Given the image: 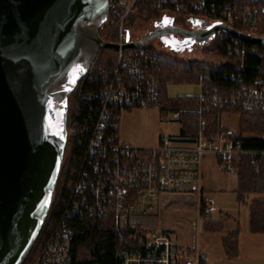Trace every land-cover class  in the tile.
Returning a JSON list of instances; mask_svg holds the SVG:
<instances>
[{
	"label": "built area",
	"instance_id": "obj_1",
	"mask_svg": "<svg viewBox=\"0 0 264 264\" xmlns=\"http://www.w3.org/2000/svg\"><path fill=\"white\" fill-rule=\"evenodd\" d=\"M151 9H159L160 18L173 20V25L182 18L183 22L174 26L185 29L197 22L206 27L222 22L264 37V0H230L223 5L207 0H109L108 25L120 44L116 49L117 66L106 85L82 92L81 109L88 104L89 110L67 133L84 151L83 164L76 172L63 213L32 264H72L77 243L69 219L75 216L110 217L118 231L133 225L144 227L136 218L150 215L156 200L164 196L193 193L199 201L205 200V155L215 156L218 164L236 173L231 164L233 157L255 153L245 149L231 129L207 134L204 114L211 106L243 104L264 109V50L250 49L245 41L223 30L207 40L196 41L189 50L192 60L209 65L198 75L199 120L195 133L162 136L154 147H137L120 139L119 117L123 110L163 106L159 72L164 51L152 46L151 41L134 48L122 47L139 40L133 38L129 22ZM204 52L215 56L207 58ZM248 55L261 59L252 77L242 74ZM185 112L173 116L182 118ZM186 127L191 129L190 124ZM212 210L210 205L205 212ZM146 229L147 236L140 245L118 252L117 264H208L196 246L180 247L168 230ZM119 236L124 240L122 233Z\"/></svg>",
	"mask_w": 264,
	"mask_h": 264
},
{
	"label": "water",
	"instance_id": "obj_2",
	"mask_svg": "<svg viewBox=\"0 0 264 264\" xmlns=\"http://www.w3.org/2000/svg\"><path fill=\"white\" fill-rule=\"evenodd\" d=\"M108 9L109 0H0V264L22 263L48 215L68 140L67 94L101 49L120 47L97 33ZM218 30L264 47L263 36L222 22L203 32L169 24L122 47L165 34L204 41Z\"/></svg>",
	"mask_w": 264,
	"mask_h": 264
},
{
	"label": "trees",
	"instance_id": "obj_3",
	"mask_svg": "<svg viewBox=\"0 0 264 264\" xmlns=\"http://www.w3.org/2000/svg\"><path fill=\"white\" fill-rule=\"evenodd\" d=\"M229 1L207 0L208 3H216L218 5H223ZM160 17L161 12L159 9H152L149 14L143 16L146 21L158 20ZM172 21L171 24L173 23ZM182 22L181 18L180 20H176L174 25H179ZM107 30V34L111 32V28ZM240 30L248 32L244 28H240ZM115 38L116 34L114 33L113 40ZM247 46L250 49L257 48L259 51L264 50L263 46L256 44L247 43ZM211 52H215V50L211 49ZM117 62L118 51L116 49L104 48L98 53L85 79L81 82L79 94L73 97L70 108L67 111V130L75 126L82 114L89 110L88 104L84 105L81 109L83 90L95 89L106 85L113 75ZM260 63L261 59L258 56L248 55L242 74L252 77L256 67ZM208 66V63L205 61L178 60L164 52L159 72L163 104L171 102L166 93V88L169 84L197 85L200 71ZM179 101L183 104L184 111H186L181 118L183 127L180 133L181 135L193 134L199 120L197 98L196 96L179 97ZM230 114H236L239 118L236 138L241 141L245 149L255 152L254 154L235 156L231 160L238 180L234 193L239 204H247L248 206L250 232L264 234V109L243 104L222 107L211 106L204 114L208 122L207 134L217 135L222 131L230 129L222 121L224 115ZM188 124H190L191 129H187L186 126ZM66 148H69L68 156L62 162L48 215L21 264H32L36 261L68 203L76 172L83 164L85 153L75 145L74 140L70 136L68 137ZM218 161L221 163L220 158H218ZM250 195H258V197L253 198L247 203ZM208 207L209 203L203 200L201 210L205 220L204 231L209 233H225L224 223L213 220L212 213L207 214L205 212V209ZM226 218H231V216L227 214ZM69 224L75 228V241L77 243L76 258L72 264H117L118 252L140 245L148 233V230L140 225L128 226L118 231L110 217L107 216H82L79 218L75 216L69 219ZM120 233L124 235V240L119 239ZM240 234V222L236 219V228L233 231L225 233L221 241L224 255L228 259L236 258L240 253Z\"/></svg>",
	"mask_w": 264,
	"mask_h": 264
},
{
	"label": "rangeland",
	"instance_id": "obj_4",
	"mask_svg": "<svg viewBox=\"0 0 264 264\" xmlns=\"http://www.w3.org/2000/svg\"><path fill=\"white\" fill-rule=\"evenodd\" d=\"M143 16L134 17L128 24L135 39L144 38L154 28L155 20L146 21ZM107 29H110L109 25L102 32L107 33ZM150 44L158 47L172 58L190 61L193 59V55L189 53V50L196 42L184 39L172 44H165V39L158 37L153 39ZM210 53H205L207 58L215 56ZM199 91V87L195 84H169L166 88V93L171 99L169 104H163L160 109L132 108L123 110L119 117L121 140L137 147H154L159 144L162 136L179 137L183 127L181 117L176 119L173 116L175 112L184 110L179 97H195ZM222 121L232 131L238 132L239 118L236 114L224 115ZM67 131L69 132V130ZM68 151L69 148H66L63 161L66 160ZM202 169L205 179L203 182L207 188L203 195L207 194V197L210 198L209 206L211 205L213 208V220L224 221L226 231L235 228L236 219L240 222L241 259L243 261L227 259L221 246V234H209L204 231L205 220L201 210L203 200L199 201V197L193 193H174L164 196L161 200H156L150 215L136 219L145 228L168 230L179 246L190 245L193 242H195L194 247L197 246L196 243L201 244L209 264H249L247 258H255L264 254V235H254L249 230L248 206L239 204L234 193L238 183L237 174L227 171L218 164L215 156L210 154L205 155ZM255 197L258 195H250L247 203ZM209 201L207 202L210 203ZM227 214L232 218H226ZM193 222H196V225H193Z\"/></svg>",
	"mask_w": 264,
	"mask_h": 264
},
{
	"label": "flooded vegetation",
	"instance_id": "obj_5",
	"mask_svg": "<svg viewBox=\"0 0 264 264\" xmlns=\"http://www.w3.org/2000/svg\"><path fill=\"white\" fill-rule=\"evenodd\" d=\"M167 18L166 17H163V18H160L158 20H155L154 21V28L153 30L151 31H154L156 29H159V28H164V27H167L169 24H171V21L167 19V21H170V23H165V20ZM173 25V24H171ZM174 26V25H173ZM106 27H108V19H106L102 24H100L96 29H97V33L99 34V36L104 40V41H110V42H115V40H113V36H114V33L113 35H111V32L110 33H105V32H102L103 29H106ZM207 28L209 27H206V26H203L201 22H199L198 24H195L194 26H191L189 28V30L191 31H194V32H203L205 31ZM106 31V30H105ZM150 31V32H151ZM149 32V33H150ZM148 33V34H149ZM147 34V35H148ZM112 38V39H110ZM161 38L165 39V44H172L176 41H181V40H184V39H188V37L184 36V35H181V34H165L163 36H161ZM101 51V50H100ZM99 51V52H100ZM95 61V58L93 59L92 63L90 64L89 68L86 70L85 74L77 81V83L75 84L73 90H71V92H69L67 94V108L69 110L70 108V105L72 103V99L73 97H75L76 95L79 94L80 92V89H81V82L85 79L89 69L91 68V66L93 65ZM67 110V111H68Z\"/></svg>",
	"mask_w": 264,
	"mask_h": 264
},
{
	"label": "crops",
	"instance_id": "obj_6",
	"mask_svg": "<svg viewBox=\"0 0 264 264\" xmlns=\"http://www.w3.org/2000/svg\"><path fill=\"white\" fill-rule=\"evenodd\" d=\"M120 126V125H119ZM119 135H120V127H119ZM121 139V138H120ZM203 180H205L204 179V176H203ZM202 185H203V193L205 192V190L207 189L206 188V186L204 185V182L202 181ZM203 196H205V195H203ZM204 199H205V201H209L210 200V198L209 197H207V194H206V196L204 197ZM210 203L209 204H211V201H209ZM232 218V217H231ZM217 221H219V220H217ZM221 222H223L224 223V221H222L221 220ZM235 228H236V223H235ZM235 228H233V229H231V230H229V231H226L225 230V227H224V231H225V233H227V232H230V231H233ZM207 233H209V232H207ZM225 233H209V234H221V241H222V237L224 236V234ZM254 234V233H253ZM254 235H264V234H254ZM241 239H242V237H241V234H240V243H239V247H240V253H239V255H238V257H236V258H234V259H241V256H242V249H241ZM195 242H193L192 244H183V245H180V247H184V248H192V247H194V244ZM197 244V249H199L201 252H203L204 254H205V258H206V262L209 264V262H208V259H207V256H206V253H205V251L203 250V248H202V246H201V244H199V243H196ZM221 246H222V243H221ZM223 250V249H222ZM223 254H224V252H223ZM226 257V256H225ZM227 258V257H226ZM228 259V258H227ZM248 260V262H249V264H262V262H264V254L263 255H260V256H258V257H255V258H247ZM242 260V259H241ZM243 261V260H242ZM242 263V262H241ZM243 264V263H242Z\"/></svg>",
	"mask_w": 264,
	"mask_h": 264
},
{
	"label": "snow or ice",
	"instance_id": "obj_7",
	"mask_svg": "<svg viewBox=\"0 0 264 264\" xmlns=\"http://www.w3.org/2000/svg\"><path fill=\"white\" fill-rule=\"evenodd\" d=\"M165 23H170V21H167V19L165 20ZM197 23H199V22H197ZM74 82V81H73Z\"/></svg>",
	"mask_w": 264,
	"mask_h": 264
}]
</instances>
